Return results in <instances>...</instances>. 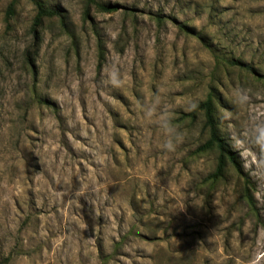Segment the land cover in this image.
Listing matches in <instances>:
<instances>
[{"label":"rangeland","instance_id":"1","mask_svg":"<svg viewBox=\"0 0 264 264\" xmlns=\"http://www.w3.org/2000/svg\"><path fill=\"white\" fill-rule=\"evenodd\" d=\"M11 1L0 0V264H264V149L253 141L264 0H96L109 14L43 0L68 33L45 19L36 37L27 0L6 23ZM212 88L252 205L232 170L206 180L216 156L197 152L203 118L182 121Z\"/></svg>","mask_w":264,"mask_h":264},{"label":"trees","instance_id":"2","mask_svg":"<svg viewBox=\"0 0 264 264\" xmlns=\"http://www.w3.org/2000/svg\"><path fill=\"white\" fill-rule=\"evenodd\" d=\"M35 8L36 14L32 21L31 31L36 37L39 28L42 26L45 19H54L57 18L60 21L62 28L67 32L65 16L61 13L60 10L56 8L49 7L47 3L43 0H27ZM88 7L96 8L101 13H113L116 11V7L110 4L100 3L96 0H85ZM18 0H12L8 5L5 13L6 23L11 22L15 15L16 5ZM85 15H88V11L85 12ZM157 21L160 23V18L157 17ZM181 29L184 31L188 30L186 26H181ZM68 33V32H67ZM98 47V57H99V66L101 67L103 57V45L100 40H97ZM216 58V57H215ZM217 59V58H216ZM32 64V61L29 60ZM232 66L237 67L240 70L256 75L255 70L250 66L243 65L239 61H229ZM260 80L263 81L264 85V76L260 77ZM214 88L211 89V92L207 98L195 106V108L190 111L188 114L182 116L183 120H190L191 122H196L199 115L203 118L202 132L206 134V140L200 145L197 149L198 153L205 154L212 152L216 156L215 160V169L209 174L206 178L211 184H216L225 179L229 170H232L234 174L242 179L246 184L245 197L249 204L252 205V196L249 193V184L250 181L248 176L244 172L243 165L240 161L239 154L232 149L228 139H226L220 130V126L217 120V105L219 104V99L213 92ZM42 105L50 106L49 102L39 100Z\"/></svg>","mask_w":264,"mask_h":264},{"label":"clouds","instance_id":"3","mask_svg":"<svg viewBox=\"0 0 264 264\" xmlns=\"http://www.w3.org/2000/svg\"><path fill=\"white\" fill-rule=\"evenodd\" d=\"M118 82V81H117ZM248 100V96L245 92L241 91L239 102L243 103ZM163 127L168 131V133L175 138L176 142H179L181 139V133L177 131L176 129L172 128L170 125V121L165 120L163 122ZM253 141L254 143L260 147L261 149H264V123H258L256 125V128L253 133ZM165 147L169 150H171L174 147L173 141L169 140Z\"/></svg>","mask_w":264,"mask_h":264}]
</instances>
